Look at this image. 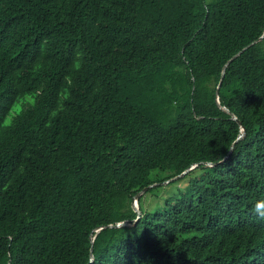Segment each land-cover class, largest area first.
I'll use <instances>...</instances> for the list:
<instances>
[{
    "label": "trees",
    "instance_id": "trees-1",
    "mask_svg": "<svg viewBox=\"0 0 264 264\" xmlns=\"http://www.w3.org/2000/svg\"><path fill=\"white\" fill-rule=\"evenodd\" d=\"M263 38L264 0H0V264H264Z\"/></svg>",
    "mask_w": 264,
    "mask_h": 264
},
{
    "label": "water",
    "instance_id": "water-1",
    "mask_svg": "<svg viewBox=\"0 0 264 264\" xmlns=\"http://www.w3.org/2000/svg\"><path fill=\"white\" fill-rule=\"evenodd\" d=\"M264 39V38H263ZM259 43V42H258ZM258 43H253V44H251L249 47H247V48H245L243 51H241L240 53H238L237 55H235L227 64H226V66H224V68H223V71H222V77H221V81H220V83H219V85H218V87H217V91H216V94H217V104L220 106V100H219V89H220V87H221V82H222V80H223V77L225 76V72H226V70H227V68L234 62V61H236L239 57H241V55L242 54H244L247 50H249L250 48H252L253 46H255L256 44H258ZM221 109L222 110H224L226 113H228V114H230L231 116H232V119L233 120H235V121H237V123L241 126V134H240V136H239V139L240 138H242L244 135H245V128L242 126V123H241V121L235 116V115H233L230 111H229V109H227L226 107H222L221 106ZM232 149H233V147H232ZM225 160H226V158H225ZM208 166H215L216 164H212V163H206ZM196 168V166H194V167H191V168H189L187 171H185L182 175H178V176H176V177H174L173 179H171V180H169L168 182H166V183H169V182H172V181H174V180H178L179 178H181V177H184V176H186L189 172H191L193 169H195ZM151 187H153L152 185L151 186H149L148 188H151ZM145 190H146V188H144L142 191H140V192H138V194L134 197V200H133V203H132V209H133V211L137 214V216H138V218H137V220L134 222V224H136L137 222H138V220L140 219V212H139V207H138V200H139V197L145 192ZM131 226H133L132 224H131V222H124V223H120V224H118L117 226H108V227H104V228H100V229H98V230H96V231H94V234H95V236H94V239L92 240V244L94 243V240L96 239V237H97V235H99L101 232H103V231H106L107 229H110V230H112V229H121V228H126V227H131ZM92 261H93V254H92Z\"/></svg>",
    "mask_w": 264,
    "mask_h": 264
},
{
    "label": "clouds",
    "instance_id": "clouds-1",
    "mask_svg": "<svg viewBox=\"0 0 264 264\" xmlns=\"http://www.w3.org/2000/svg\"><path fill=\"white\" fill-rule=\"evenodd\" d=\"M252 213L260 219H264V201H258L253 205Z\"/></svg>",
    "mask_w": 264,
    "mask_h": 264
},
{
    "label": "rangeland",
    "instance_id": "rangeland-1",
    "mask_svg": "<svg viewBox=\"0 0 264 264\" xmlns=\"http://www.w3.org/2000/svg\"><path fill=\"white\" fill-rule=\"evenodd\" d=\"M18 106H19V104H17L15 107H18ZM8 119H10V117H9ZM7 121H9V120H7ZM169 189H172V188L169 187ZM167 192H168V191L160 192V193H159V196H163V195H165ZM156 201H157V200H156ZM157 202L160 203V202H162V200L158 199ZM154 204H157V203H156L154 200L151 201L150 197H147L146 207L143 205V208H147V209H149V208H151Z\"/></svg>",
    "mask_w": 264,
    "mask_h": 264
}]
</instances>
